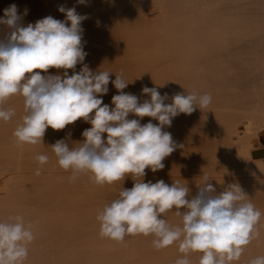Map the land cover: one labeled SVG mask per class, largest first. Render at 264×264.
<instances>
[{"label": "bare ground", "instance_id": "1", "mask_svg": "<svg viewBox=\"0 0 264 264\" xmlns=\"http://www.w3.org/2000/svg\"><path fill=\"white\" fill-rule=\"evenodd\" d=\"M168 1L85 0V3L81 4L78 0H0V18H3L4 16V9L15 4L18 8V14L22 16L21 24L23 26H27L29 23L34 25L36 21L47 16H52L57 20L64 21L66 19L65 14L58 10L63 6L66 9L75 7L78 14L87 17V19L81 22L82 30H88L87 28L92 26L100 27L99 31L101 32H98L99 34L95 33L96 36L93 35L95 36V40L91 41L92 38H90V41L93 42V45L91 46L92 48L85 49L86 51L83 49L87 53L84 60L86 63L83 61L82 64H77L74 70L50 68L46 73L41 70H35L41 72V75H61L63 77V73L67 71L70 76L74 71L79 72L84 64L89 67V65H91L90 63L93 62L91 59L95 58L94 62L98 60L97 58H101L99 60H104L103 58L107 60V58L109 59V57H111L110 55L113 53L115 54H113L112 57L116 55L117 59L123 58L127 60L124 58L126 54L124 51L127 52V45L125 44L126 37L127 39L129 38L126 43L132 45V40L135 38L134 35L136 36L139 34V37L142 35L141 33L143 32L141 31L143 30L145 31V37L148 38L147 42L151 40L150 37H152L153 34L155 35L153 36L155 37L154 40L159 38V42L161 37H163L164 40L168 39V42H162L161 40L160 43H162L160 45V43L158 44L153 41L158 47L157 51H155V48L151 60L148 59L150 57L145 53L148 57H146V60L144 59L146 62L143 61L144 63H142V61H140L143 65L141 64V67L140 65H137V68H135L138 69L139 71L137 70V72L141 74L139 76V73H136L135 76L138 75L141 81L139 80V83L136 79L137 83H135L136 86L134 87L137 88H134V92L133 90L130 91V88L127 90L125 89L126 93L130 92L134 95L137 94L136 96L138 97L139 102L142 103L144 100H150V96L142 94V88L146 85L149 88L155 87L162 96L165 93L168 94V99L165 100L166 104H171L172 96L177 93L183 95L194 93L197 97L205 94L211 96V102L207 107L201 109L197 107L190 115L181 113L173 118L170 127L165 126L163 128L164 131L171 133L173 141L176 143L177 147L162 161L165 165L162 170L153 173L150 169H145L146 175L144 178L135 176L131 177L128 175L125 176L124 180L105 185L94 183L90 180L89 173H80L77 176V179L72 181L69 179L72 176L71 170H64L61 168L58 164V160L49 159L47 163L41 165L34 159V157L36 158L39 155L53 157L55 154L53 153L51 146L57 140H61L62 138L66 140V143H69V147L78 146V143L82 142L84 139V137L81 139L82 137L80 135L83 130L87 129L85 126H89L87 125V122L80 119L71 125H67L62 130H53L49 127L46 129L42 143L35 145H20L13 133L18 125L22 123V118L27 114L25 112L24 98L21 95H15L4 102H0V109H11L15 113L7 122L0 119V222L8 221L11 217L21 216L23 217L25 224L31 225L34 240L28 245V256L23 264H176V260L183 258L185 255L179 251V241L171 246L157 250L153 246L152 241L154 237L151 235H127L122 242L110 238H102L100 236L101 223L97 219L98 214L103 211L105 205L110 204L113 200L118 198L119 192L122 188L131 189L135 183L134 180H143V182L151 181L153 183L158 180H164L169 186L174 182H178L180 185L189 188L190 194L187 198L190 199L192 196L196 195L199 187L203 186L205 183L204 178L207 177L209 180L208 183L214 186L217 194L224 191L229 185H237L246 195L244 202L251 203V199H254L252 193L250 195V190L253 188L252 185H255V182H258V178L260 180V176H264V156L252 158L250 154L261 149L264 151V147H252L253 142L259 140L255 128L256 122L253 120V117L257 113L264 115V109L252 110L249 112V118L245 119L240 116V113H238V108L232 106L231 102H228L230 100L228 97L237 93L247 85H255L260 89H264V35H260L262 33L264 34V32L261 33V30H264V26H262L264 25V22L262 25L261 23H258L263 28L261 29L258 27V30L260 31H257V19L259 20L261 16V19L264 20V18H262L264 12L260 11V9L264 10V8L258 5L260 2L259 0H257L258 2L252 0L255 2L256 6L258 5L257 7L253 5L255 10H252L256 11L258 8L256 12L259 11L253 19L250 16H253L255 12L252 11L249 15L246 14L248 11L245 10L249 9L252 4H254L251 0L245 1L246 3L244 0V3L241 0L235 2V5L240 2V6L248 4L242 6V8L246 7L245 9L243 8L246 13H244V10L239 13L241 7H239V9H237L238 7L236 8L239 11L234 7L237 14L235 13L236 11L234 12V10H232L233 8L231 9L234 5L233 0L230 1L233 3H228L229 0L228 2L225 1L228 5L233 4L229 7L233 11L234 16L237 15L236 17H238V13H243L244 17L245 14L250 17L249 21L247 20V17L244 18L246 20L242 19L244 22L246 21V23L248 21L251 24L249 26L252 28L251 29L247 25L246 29L249 31L247 30L245 32V23H243L242 20L241 22L243 24L239 22L238 18V22H235V19V21L233 20V17H231L232 12L228 9L229 7L227 4V7H224L221 5L223 3H221V6L217 5L216 8L217 10L220 7H223L225 10L227 8L231 15L229 12H224V14L222 10H225L220 9L221 12L220 10L218 11L225 16L222 17V15H219L220 13L218 11L215 13L214 9L210 8L214 11L215 18L212 19L214 20L211 21L212 23H209L210 21L208 20L211 19L207 20L205 15L210 9L205 0H201L200 3L197 1V3L204 5L201 7L203 8L202 10H204V13L207 12L206 14H203L200 10L201 8H197V11L196 7H193L197 12L194 11V9L192 10L190 2L189 4L187 2L191 0ZM193 2L195 1L193 0ZM248 2L251 3L250 7ZM261 2L263 4H261ZM261 2L260 4L264 5V0H261ZM197 3H192V5L197 6ZM148 4L155 5V7L157 6L158 8V10L156 8L158 13L151 16L153 23H151V19L148 20V22L151 23L150 25L157 23L153 25V28L151 27L152 30H149L150 27H147L149 25L147 20H145L147 17H143L144 13L141 15V9L143 10V7L146 5L149 6ZM186 4L191 7L192 15L194 11V17L189 14L190 12L188 11L191 10L186 9L189 8ZM200 5L198 7H200ZM205 5L207 6L206 10L208 8L207 11H205ZM212 10L211 12H213ZM111 11H113L114 17L112 16L113 14ZM195 12L200 17L202 15H204V17L202 16V19H200ZM250 12L251 9L248 13ZM109 13H111V16L113 17L112 19ZM121 13H123V15L127 13V17L122 16ZM162 13L164 15L170 14L171 16H168H170L171 19L165 15L168 20L163 17L164 21H162V17H160ZM217 13L218 17L221 18L220 20L217 18L218 21L216 20ZM228 13V16H230V19L227 16L229 20L226 17ZM186 14H189L187 16H189V20L192 22L190 23L188 20L190 23L189 25L186 20L188 19ZM209 14L210 13H208V15ZM213 15L211 14V17H213ZM124 17L130 20V22L134 20L133 23L135 24V28L138 29L136 31H128L127 28L130 27L131 23L129 22L130 25L127 27L126 24L129 23H127L128 21ZM141 17L144 18L143 23L144 20L146 21L144 24L141 23ZM190 17L193 19L191 20ZM194 18L197 19L194 20ZM241 18L243 17L241 16ZM109 19L111 20L109 21ZM223 19H226V22L225 20L222 21ZM250 19L255 21V24L257 25L251 23L253 21L251 20L250 22ZM227 20L229 22H235V26L236 23H239V25L241 23L240 26H244V34L240 31L243 26L239 29L238 25V28H236L237 26L235 27V30L237 29L241 33L238 32L240 35V37H238L237 30L235 32L232 29L234 27H231L233 24L232 22L230 23L232 29L230 31L232 33L235 32L238 38H236L235 33L231 35L232 33L230 32L231 34L229 35V22L227 23ZM263 20H261V22ZM219 21L221 23H219ZM125 22L126 24H124ZM68 23L70 25V22ZM224 23H227L226 25H228V29L222 27ZM119 24H123V28L120 30L117 27H122V25L118 26ZM138 24H143V26ZM217 24H220L219 26L222 27V29L217 26ZM113 25L117 26L111 27ZM124 25L126 28H124ZM156 25L158 27H156ZM139 26L148 29H141ZM110 28H114L112 31H116L117 28L123 36H126L125 33L127 31L130 34L132 33L133 36L132 38L130 34V37L126 36L123 38L122 36L123 40H121L122 38L119 35L120 39L118 42L122 41V44H120V42H115L114 45H111L113 43H111L109 35L112 32L107 34V32L111 31ZM135 28L133 25L130 29L132 30ZM218 28L219 30H222L223 34L226 32L227 36H224L225 34L222 35V33L220 34L221 31H219ZM254 28L256 31L254 30L253 32H250V30H253ZM7 31L8 29L6 26L0 25V38H2ZM83 31L82 36L84 35ZM118 31H116V33ZM150 31H152V34ZM146 32H148V34L150 33L152 36L148 37ZM255 32H258L259 35L252 34ZM249 33L257 40H253L251 36H249ZM118 34L116 36H118ZM245 34L251 39L247 40ZM144 35L140 36V39H142L143 42H141L142 40L137 41L139 38L136 36L133 45L135 44L139 46L142 43H146L144 42L146 41ZM221 36L222 38H220ZM228 36L231 39H229ZM240 38L241 40L239 41ZM130 39L131 42H129ZM85 42H83L82 45L85 44ZM138 42L139 44H136ZM153 42L151 41L150 47H152ZM164 42H167V46H164ZM108 43L110 44L108 45ZM148 44L150 45V42H148ZM166 47L168 50L165 49ZM122 49L124 51H122ZM109 51L113 52L110 53ZM116 51H119L122 55H119L118 53V57ZM135 52L136 51H134V53ZM106 53H110V55H107ZM105 54L107 57H105ZM127 54H129V51ZM134 55L137 56L136 53ZM126 57H128V55ZM113 58L115 59V57ZM148 60L150 62H148ZM130 63H128V65ZM99 65L98 68H89L94 73L99 70H108V65H104V68H101V65L99 67ZM118 65L121 64L118 63ZM138 67H140V69L144 67L145 69L143 71ZM127 69L124 70L127 71ZM110 72L114 71L110 70ZM124 73L127 75L125 71ZM132 74H134V72ZM111 75L112 73L110 76ZM108 85L110 88L114 86V84L111 83ZM133 85L130 87H133ZM117 93L119 94L118 90L113 94L117 95ZM113 94L109 97L107 96L106 99L104 98L103 104L114 107V105H112ZM103 97L99 98L103 99ZM91 115H94V113L90 114V116ZM128 119H139L141 125L148 122H152L153 124L159 123L153 118H139L133 114H130ZM82 127L85 129L82 130ZM78 128L79 130H82V132H80L81 134H78ZM261 129L264 130V124L261 126ZM76 133L80 137L76 136ZM72 134L76 137H71L73 136ZM77 137L80 138V140ZM103 138H107L106 133ZM68 139L72 141L68 142ZM27 156L28 159L30 156L31 158L27 160ZM55 157L56 156H54V158ZM38 169L40 173L39 175L36 174ZM165 171H168V173L165 174ZM180 211H184V209H180ZM164 218L173 227L178 226L181 223V218L175 214V209L169 210L164 214ZM256 227V230H258V226ZM261 229L263 230L264 228L261 227ZM261 233L264 234V231ZM263 234L261 236H255L256 238L254 237V240L252 239L244 248L240 259L231 262V264H249L248 259H251V256L256 255V247L259 246L258 240L264 237ZM256 243L257 246H255ZM254 246L255 248L253 250ZM259 250H261L260 247ZM259 253L260 252H258V254ZM195 255H197V257H194ZM201 255V253L193 252L190 253L187 258L189 259L190 264H199Z\"/></svg>", "mask_w": 264, "mask_h": 264}, {"label": "clouds", "instance_id": "2", "mask_svg": "<svg viewBox=\"0 0 264 264\" xmlns=\"http://www.w3.org/2000/svg\"><path fill=\"white\" fill-rule=\"evenodd\" d=\"M78 2L83 4L85 0ZM58 10L65 14L64 21L47 16L34 25L23 26L15 4L4 9L0 18V25L8 29L0 38V102L21 95L27 113L13 133L18 144L42 143L49 127L62 130L83 119L91 127L82 132L84 139L78 146L69 147L64 139L51 146L60 167L71 170L70 180L89 173L90 180L105 185L128 175L144 178L145 169L153 173L162 170V161L177 147L171 133L163 128L170 127L173 118L181 113L190 115L197 107H207L211 96L177 93L172 103L166 104L167 93L162 96L155 87L144 86L142 94L150 96V100L141 103L136 95L122 91L129 83L122 74H116L112 83L119 94L112 97L114 107H110L99 97L108 93L112 72L94 73L84 64L70 76L67 71L63 77L41 75L35 70H74L87 55L81 28L87 17L78 14L75 7L61 6ZM14 114L11 109H0V119L5 122ZM130 114L159 123L141 125L139 119H128ZM36 159L41 165L48 161L46 155ZM36 174H40L39 169ZM204 179L203 186L190 199L189 188L178 182L169 186L164 180H134L131 189L122 188L118 198L98 214L100 236L122 242L127 235H151L157 250L179 241V251L185 255L176 264H190L187 256L193 252L202 254L199 264H231L239 260L244 248L259 234L256 225L261 212L252 203L244 202L246 195L239 186L229 185L217 194L208 178ZM173 209L181 218L175 227L164 218ZM33 240L31 225L25 224L23 217L0 222V264H23ZM249 264H264V256Z\"/></svg>", "mask_w": 264, "mask_h": 264}, {"label": "rangeland", "instance_id": "3", "mask_svg": "<svg viewBox=\"0 0 264 264\" xmlns=\"http://www.w3.org/2000/svg\"><path fill=\"white\" fill-rule=\"evenodd\" d=\"M152 1H153V0H152ZM155 1H156V0H155ZM159 1H161V0H159ZM162 1H163V0H162ZM164 1H168V0H164ZM169 1H171V0H169ZM169 1H168V2H169ZM186 1H187V0H186ZM191 1H192V3L196 4L197 1L200 3L201 0H194L196 3L193 2V0H191ZM191 1H187V2H188V4H189V2H190V6L192 7V10L194 9V11H196L197 8H198V9L201 8L200 10L203 12V14H206V13H207V12L204 13V10H202V9H203L202 7H203L204 5H202V4L200 5L199 3H197V6H195V5H192ZM205 1H206V3H207L208 8H209V9H210V8L214 9L215 13H216L218 10H220V9H221V10L224 9L223 7H220V8L218 7L219 9L217 10V8H216L217 5H219V6L222 5V6H224V7H227L226 4H227V2H228V0H205ZM225 1H227V2H225ZM230 1H232V0H229L228 3H233V2H234V5H235V2H238V0H236V1L233 0V2H230ZM241 1L243 2V0H241ZM245 1H249V0H244V2H245ZM251 1H252V0H251ZM251 1H250V2H251ZM254 1H255V0H254ZM259 1L261 2V0H259ZM242 2H241V3H242ZM244 2H243V3H244ZM252 2H253V1H252ZM256 2H258V1L256 0ZM260 2H259L258 5H260V6H262V7L264 8V5H261V4H263V3H262L263 1L261 2V4H260ZM221 3H223V4L225 3V4L223 5V4H221ZM245 3H246V2H245ZM248 3H249V2H248ZM253 3H254V4H252V6L255 5V2H253ZM188 4H186V5L188 6ZM220 4H221V5H220ZM250 4H251V3H249V7H250ZM256 4H257V3H256ZM148 5H149V4H148ZM199 5H200V7H198ZM227 5H228V4H227ZM232 5H233V4H232ZM232 5H228V7H229V6L231 7ZM234 5H233V7H231V9L233 8L232 10H234V7H235V9H236L237 7H238L237 9H239V7H241V10H240V12H239V13H241V11H243V10L246 8V7H243V8H244V9H243L242 6H244V5H248V4H243L242 6H240V2H239V4L237 3L235 6H234ZM258 5H257V6H258ZM146 6H147V5H146ZM146 6L143 7V10L141 9V15H142V13H144V14H143V17H144V16L147 17V19L144 17L145 20H147V22H148V20L151 19L150 21H151V23H153V22H152V18H151V16H152V15H156V13H158V12L156 11L157 6H156V7H155V5H149V6H147V7H146ZM190 6H188L189 8H186V9H190V10H191V7H190ZM201 6H202V7H201ZM207 6L205 5V7H204V8H205V11L208 10V8H207V10H206V7H207ZM252 6H251L249 9H245V10L248 11V12H249V10L251 9V12H250V13H248V12L246 13V11L244 10V11H245L244 13L249 14V15L252 13V11L255 12L253 16H252V15L250 16L251 18H253V17H254L256 14H258V12H259V11L256 12V11L258 10V8L256 9V11H254V10H255L254 8L257 7L256 5H255V7H254V6L252 7ZM260 6H259V7H260ZM193 7H196V10H195V8H193ZM214 7H215L216 9H215ZM230 7H229L228 9H230ZM247 8H248V7H247ZM212 9L209 10L210 12L208 11V13H210L209 15H208V13L205 15V17H207V20H208V19H211V20H208V21H210L209 23H212L211 21H214V20H212V19L215 18V17H214V16H215V13H214V11H213ZM228 9L226 8V10L224 9L225 11L222 10V12H223V13H224V12L227 13V12H229ZM231 9H230V12H232V15H231L230 12H229V13H230L231 17H233V20H234V19L236 20V21L234 20L235 22H238V21L241 22V20L244 19V18H246V17L248 18L247 20L249 21V18H250V17H249L248 15L246 16V14H245V17H244V14H243V13H242V14H239V13H238L239 16L236 17L237 15L234 16V13H233V11H232ZM237 9H236V10H237ZM252 9H254V10H252ZM259 9H260V8H259ZM157 10H158V8H157ZM192 10H191V11H188V12H190V13H189L190 15H192V13H191ZM211 10H212L213 12H211ZM221 10H220V12H221ZM236 10H234V12H235ZM194 11H193V15H192V17H194ZM197 11H198V10H197ZM197 11H196V12H197ZM201 11H200V12H201ZM237 11H239V10H237ZM237 11L235 12L236 14H237ZM260 11H263V12H264V10H261V9H260ZM196 12H195V14H197ZM200 12H198V13H200ZM218 12H219V11H218ZM220 12H219V13H220ZM111 13L113 14V11H111ZM111 13H109V14H110V17H111V19H112V18L114 17V14L112 15V16H113V17H112V16H111ZM114 13H115V11H114ZM186 13H187V10H186ZM213 13H214V15H213ZM223 13H220L219 15H222V17H223V16H224ZM229 13L226 15V17L229 15ZM260 13H261V12H260ZM260 13H259V14H260ZM121 14H122V16H126V17H127V15H126L127 13H125L124 15H123V13H121ZM189 14H186V17H188V19H186L187 22H188V20H189V16H187V15H189ZM211 14L213 15V17H211ZM224 14H225V13H224ZM162 15H164V14L162 13L160 17H162V21H164V18L166 19V17H165L166 14H165L164 16H162ZM168 15H170V14H168ZM168 15H166V16H167L168 18L171 19V17H170L171 15H170V16H168ZM197 15H198V14H197ZM197 15H196V16H197ZM200 15H201V14H200ZM207 15H208V16H207ZM240 15H241L243 18H241ZM260 15H261V14H260ZM196 16H195V17H196ZM198 16H199V15H198ZM198 16H197V17H198ZM202 16L204 17V15H202ZM202 16H201V17L199 16L200 19H202ZM262 16H263L262 18H264V14H262ZM110 17H108V18H110ZM143 17H141V18H142V19H141V20H142L141 23H143V19H144ZM158 17H159V15H158ZM163 17H164V18H163ZM224 17H225V16H224ZM228 17H229V19H230V16H228ZM228 17H227V19H228ZM234 17H235V18H234ZM257 17L259 18L258 15H257ZM124 18H125V17H124ZM217 18H218L219 20L221 19L220 17H218V13H217L216 20H217ZM237 18H238V21H237ZM240 18H241V19H240ZM111 19H109V21H110ZM125 19H127V18H125ZM160 19H161V18H160ZM190 19H191V17H190ZM192 19H193V18H192ZM192 19H191V20H192ZM195 19H197V18H194V20H195ZM203 19H204V18H203ZM229 19H228V20H229ZM231 19H232V18H231ZM253 19H254V18H253ZM255 19H256V18H255ZM260 19H261V16H260ZM260 19H259V20L257 19V24H258V23H261V25H262L263 22H264V20L261 19V20H263V21L261 22ZM145 20H144V23L146 22ZM166 20H168V19H166ZM166 20H165V22H166ZM207 20H206V21H207ZM224 20H225V22H226V19H223L222 21H224ZM228 20H227V23L229 22ZM244 20H246V19H244ZM244 20H242V21H243V23H245V25H244L245 28H244L243 25H242L243 27L240 26L242 22L240 23V25H239V23H238V24L236 23V26H237V27H236V26H235V22H233V21H230V22H229V24H228V25H229V29L227 28V27H228V25H226L227 23H226V24L224 23L223 26H222V24H221V26L224 27V29L227 28V29L229 30V32H228V31H227V32H228V34L230 35V34L232 33L230 30L233 29V31L236 32L237 29L235 30V27L238 28V25H239V29L242 27V30L240 29V31H242V33H243V31H244V29H246V26H247V25H248V27L251 28V26H249V25H251V24H250L248 21H247V23H246V21L244 22ZM251 20H252V19H250V22H251ZM127 21H128V22H127ZM127 21H126L127 23L130 22V20H128V19H127ZM131 21H132V20H131ZM133 21H134V20H133ZM133 21L130 22L131 25H130V23H129V24H126V22L124 23V24L127 25V27L130 25V27L127 28L128 31H134V30L136 31V30L138 29V28H137V29L135 28V24L133 23ZM204 21H205V20H204ZM217 21H218V20H217ZM252 21H253V20H252ZM259 21H260V22H259ZM189 22L192 23L190 20H189ZM189 22H188V25L190 24ZM232 22H233L234 25L232 24L231 27H234V28L231 29V27H230L231 24H230V23H232ZM132 23H133V24H132ZM137 23H138V22H137ZM144 23H143V24H144ZM151 23L148 22L149 25H148V24H147L148 26L145 25V26H147V27H150L149 30L151 29V27L153 28V25H154V24H157V23H154L153 25H150ZM161 23H162V22H161ZM203 23H205V22H203ZM216 23H217V22H216ZM216 23H215V25H216ZM219 23H221V22L219 21ZM243 23H242V24H243ZM248 23H249V24H248ZM251 23H254V24H255V21H253V22H251ZM143 24H142V25H141V24H138V25L143 26ZM254 24H252V25H254ZM257 24H255V25H257ZM120 25H122V27H117L119 30H120L121 28H123V24H119L118 26H120ZM133 25H134V28H135V29H132V30H131L130 28H131V26H133ZM161 25H162V24H161ZM219 25H220V24H217V26H219ZM255 25H254V26H255ZM258 25H259V24H258ZM258 25H257V31L259 32L260 30H258V27H260V28L262 29V28H263L262 26H264V25H262V26H260V25L258 26ZM114 26H117V25H113V26H111V27H114ZM140 26H139V28H141V29L146 28V27L142 28V27H140ZM159 26H160V25H159ZM196 26H197V25H196ZM137 27H138V26H137ZM154 27H155V26H154ZM156 27H158V26L156 25ZM186 27H187V26H186ZM219 27H220V26H219ZM222 27H220V28L222 29ZM252 27H253V26H252ZM91 28H92V29H91ZM99 28H100V27H99ZM99 28H98V27H94V26H92V27L87 28L88 30L83 29V30H84V31H83V32H84V35H83L84 37L82 36V38H84V39H82V43L85 42V41H87V42H85V44H83V45H85V46L82 45L84 50H85V49L87 50L88 48H92L91 46L93 45V42H91V41H92V40H93V41L95 40V38H94V37L96 36L95 33L99 34L98 32H101V31H99V30H100ZM117 28H116V31H118ZM124 28H126L125 25H124ZM132 28H133V27H132ZM243 28H244V29H243ZM250 28H249V29H250ZM110 29H111V28H110ZM110 29H109V31H110ZM113 29H114V28H113ZM113 29H111L110 32H107V34H109V33H111V32H112L111 34H113V35L110 34L111 36L109 35V38L111 39V43H113V44H111V45H114L115 42H118V40L120 39L119 35L121 36V38H122V36H123V35L120 34L119 31L116 33V31L114 30L115 33H116V34H115L114 31H112ZM129 29H130V30H129ZM146 29H148V28H146ZM154 29H155V28H154ZM154 29H153V30H154ZM227 29H226V30H227ZM251 29H252V28H251ZM263 29H264V28H263ZM123 30H124V29H123ZM125 30H126V29H125ZM151 30H152V29H151ZM218 30H219V28H218ZM247 30H248V29H246L245 32H246ZM254 30L256 31V29L254 28L253 30H250V32H253ZM88 31H89V32H88ZM128 31H127V32H128ZM147 31H148V30H147ZM219 31H221L220 34L222 33V35L225 34L224 36H227L226 32H224V34H223L222 30H219ZM248 31H249V30H248ZM92 32H94V33H92ZM124 32H126V31H124ZM124 32H123V33H124ZM127 32L125 33V35H126V36H129L130 33L128 32V35H127ZM141 32H143V33H141L142 35L145 34V33H144L145 31L142 30ZM148 32H149V31H148ZM148 32H146L147 36H148V37H149V36H152V35H151V34H152V31H150V32H151V34L149 33L150 35L148 34ZM230 32H231V33H230ZM235 32H233V33H235ZM238 32H239V30H237V34H238ZM258 32H255V33H252V34H256V35H257ZM262 32H264V30H263V31L261 30V33H262ZM86 33H87V37H86ZM118 33H119V34H118ZM121 33H122V30H121ZM133 33H134V32H133ZM138 33H139V30H138ZM153 33H154V32H153ZM233 33H232L231 35H233ZM239 33H240V32H239ZM117 34H118V36H116ZM131 34H132V33H131ZM131 34H130V36H131V38H132L133 34H132V35H131ZM134 34H135V33H134ZM136 34H137V33H136ZM181 34H182V33H181ZM218 34H219V33H218ZM235 34H236V33H235ZM237 34H236V38L240 37L239 34H238L239 36L237 37ZM240 34H241V33H240ZM243 34H244V33H243ZM246 34H248V33H246ZM246 34H245V37H246L247 40H248V39H251V38H252L253 40L255 39V37L253 38V37H252L253 35L251 36L250 33H249V36H251V38H250L249 36H247ZM90 35H91V36H90ZM93 35H95V36H93ZM138 35H139V34H138ZM138 35H136V36L138 37ZM142 35H140V36H142ZM256 35H254V36H256ZM258 35H259V34H258ZM260 35L263 36L264 34L262 33V34H260ZM112 36H113V38H112ZM126 36H123V38L126 37ZM130 36H129V37H130ZM136 36L134 35V37H135L134 39H136ZM140 36L138 37L139 40H137V41H141V40H142V39H140ZM153 36H155V35L153 34ZM153 36L150 37L151 40L148 41V42H150V45H149L148 42H147L148 38L145 37V35H144V37L146 38V41H144V42H146L147 44H146V43H144V44L142 43V44L139 45V46H138V45H135V44L133 45V43H134V39L132 40V42H133L132 45H130V43L127 44L126 41L129 40V38L127 39V37H126V40H125V39H124V40H125V44L127 45V47H126L125 45H124V46L127 48V49H126L127 52H125L123 49H122V51H124V53H126V54H127L128 51H129V54H127L128 57H126V56H127L126 54H125V56H124V58H126L127 60H125V59H123V58H121V59L118 58V59H117V58H116V55L113 56V57H115V59H114V58L112 57V55L115 54V53H113L112 55H110V53H112L113 51H109L110 53H108V54L106 53L107 55H110V56H111V57H109V59L107 58V60H106L105 58H103L104 60H99V59H101V58H97L98 60H96L95 62H94V59H95V58H94V59H91V60H93V62L90 63L91 65H89V67H97V68H98V65L100 64V65H101V68H104V65H105V66L108 65V67H107L108 70H106V71H109V72H110V70H111V71H114V72H116L117 70L120 71V72L117 71L116 73L112 72V75L110 76V77H111V78H110V83L113 84V83H112V80H113V79H114V80L116 79V78H115V77H116V74H122V75L124 74V75H123V78L126 80V82L129 83V84H128L129 86H127V88H125V89L127 90L128 88H130V91L133 90V92H134V88H137V87H134V86H136L135 83H137V82H136V79L138 80V82H139V80L141 81V79L139 78V76H140L141 74H140L139 72H137L138 69H135V68H137V65H140V67H141V64L144 63V62H146V61H144V59L146 60L147 55L150 57V58H148V57H147V58L151 60V58H152V57H151L152 54H153L155 51H157V48H158L157 45L155 44V42H157L158 44L160 43L161 40H162V42H163V41H167V42H168V39L166 38L167 40H164L163 37H161V39H160L159 42H158V39H159V38H158L157 40H154L155 37H153ZM224 36H223V38H224ZM241 37H244V36H241ZM260 37H261V36H260ZM90 38H92L91 41H90ZM123 38H122L121 40H123ZM150 38H149V39H150ZM162 38H163V39H162ZM220 38H222V36H221ZM228 38L231 39L229 36H228ZM236 38H235V40H236ZM258 38H259V36H258ZM152 39H153V40H152ZM232 39H233V38H232ZM259 39H260V38H259ZM259 39H258V40H259ZM114 40H115V41H114ZM144 40H145V39H144ZM233 40H234V39H233ZM240 40H241V38L239 39V41H240ZM244 40H245V38H244ZM255 40H257V39H255ZM113 41H114V42H113ZM151 41H152V42L155 41V42L152 43V44H153L152 47H150V46H151ZM119 42H120V44H122V43H121L122 41H119ZM119 42H118V43H119ZM129 42H131V39H130ZM135 42H136V40H135ZM141 42H143V40H142ZM162 42H161V43H162ZM167 42H164V44H165L164 46H167V45H166ZM161 43H160V45H161ZM109 44H110V43H108V45H109ZM116 44H117V43H116ZM136 44H139V42L136 43ZM111 45H110V46H111ZM128 45L131 46V47H129ZM102 46H103V45H102ZM154 46H156V47H154ZM162 46H163V44H162ZM118 47H119V46H118ZM118 47H117V48H118ZM147 47H148V48H147ZM120 48H121V47H120ZM132 48H133V49H132ZM152 48H153V49H152ZM155 48H156V50L154 51ZM161 48H162V47H161ZM168 48H169V46H168ZM168 48L166 47L165 49L168 50ZM135 49H136V50H135ZM138 49H139V50H138ZM163 49H164V47H163ZM86 50H85V51H86ZM118 50H119V49H118ZM133 50L136 51L135 53H136L137 56L134 55L135 53H134ZM119 51H120V50H119ZM119 51H116L118 57H119V55L121 54V53H119ZM122 51H121V52H122ZM132 51H133L134 54L132 53ZM151 52H152V53H151ZM118 53H119V55H118ZM145 53H146L147 55H146ZM106 54H105V55H106ZM138 54H139V55H138ZM107 55H106L105 57H107ZM121 55H122V54H121ZM133 55H134V56H133ZM144 55H145V56H144ZM153 56H154V55H153ZM141 57H142V58H141ZM140 58L143 59V60H141ZM131 59H132V60H131ZM116 60H117V61L120 60V61H122V62H120V61L117 62ZM123 60H124V61H123ZM128 60H130V61H128ZM138 60H139V61H138ZM89 61H90V60H89ZM104 61H105V62H104ZM110 61H111V62H110ZM115 61H116V62H115ZM132 61H133V62H132ZM140 61H142V63H141ZM143 61H144V62H143ZM84 62L86 63V61H84ZM101 62H102L103 64H102ZM124 62H125V63H124ZM130 62H131V63H130ZM148 62H150V61L148 60ZM148 62H147V64H148ZM87 63H89V62H87ZM93 63H94V65H93ZM105 63H106V64H105ZM118 63L121 64V65H118ZM128 63H130V64H129V65H130V68H129ZM133 63H134L135 65H134ZM139 63H140V64H139ZM113 64H114V67H115V68L113 67ZM124 64H125V65H124ZM132 64H133V65H132ZM100 65H99V67H100ZM142 65H143V64H142ZM145 65H146V63H145ZM111 67H112V68H111ZM116 67H117V68H116ZM131 67H132V68H131ZM140 67H138V68L140 69ZM107 68H106V69H107ZM110 68H111V69H110ZM119 68H120L121 70H120ZM127 68H128V69H127ZM122 69H123V72H122ZM124 69H127V71L124 70ZM144 69H145V68L143 67V68L140 69V70H143V71H144ZM124 71L126 72L127 75H125ZM138 71H139V70H138ZM133 72H134V74H132ZM141 72H142V71H141ZM136 73H139V74H138L139 76H138V75L135 76ZM110 74H111V73H110ZM113 74H114V75H113ZM130 74H131V75H130ZM148 75H149V74H148ZM148 75H147V76H148ZM114 76H115V77H114ZM125 76H126V77H125ZM149 76H150V75H149ZM132 77H133V78H132ZM114 80H113V81H114ZM110 83H109V84H110ZM139 83H140V82H139ZM131 84H132V85L134 84L133 87H130V86H132ZM146 86H147V85H146ZM132 88H133V89H132ZM108 89H109L108 94H105V95H102V96H101V97L104 96L102 100H104V98L106 99L107 96L109 97L111 94H113V93H115V92L117 91V89H116L114 86L110 88L109 85H108ZM125 89H124V91H125V93H126V90H125ZM112 91H113V92H112ZM114 91H115V92H114ZM122 91H123V90H122ZM124 91H123V92H124ZM128 92H129V90H128ZM133 92H132V93H133ZM129 93H130V92H129ZM117 94H118V93H117ZM113 95H114V94H113ZM113 95H112V96H113ZM136 95H137V94H136ZM228 99H230L228 102H231L232 106L238 108V113H240V116L244 117L245 119H248V118H249V112H251L252 110L264 109V89H260L259 87L255 86V85H247V86L243 87L240 91H238L237 93L232 94L230 97H228ZM253 120L256 122V126H255V128H256L257 135L259 136V140H258L257 142L254 141L252 147H253V148H258V147H260V146H263V147H264V130L261 129V126L264 124V115H260V113H257V114H255V116L253 117ZM87 125H89V126H85V125H84V126H85V128L89 129V127H91V126H90L91 124L88 123ZM85 128L82 127V130L85 129ZM80 130H81V129H80ZM80 130H79V128H78V130H77L78 134H81L80 132H82V130H81V131H80ZM85 130H86V129H85ZM83 131H84V130H83ZM78 134L76 133V136H78V137L81 136V137H82L81 139H83L82 134H81L80 136H79ZM72 135H73V136H71V137H76L74 134H72ZM78 137H77V138H78ZM77 138H76V139H77ZM56 139H57V138H56ZM62 139H64V138H62ZM78 139L80 140V138H78ZM78 139H77V140H78ZM64 140H65V139H64ZM65 141H66V140H65ZM69 141H72V140H69V139H68V142H69ZM261 150H262V149H261ZM257 151H258V150H257ZM54 156H55V155H53V157L48 156V157H49L48 160H49V159H51V160H55V159H56V160H57V157L54 158ZM250 156L252 157L251 154H250ZM30 158H31V156H30ZM30 158H29V159H30ZM252 158H253V157H252ZM29 159H28V156H27V160H29ZM32 159H33V157H32ZM32 159H31V160H32ZM34 159H35V161L38 162V160H37L35 157H34ZM254 166H255V165H254ZM166 169H167V168H166ZM255 169H256V167H255ZM168 171H169V170H168ZM168 171H167V172L165 171V174L168 173ZM162 173H163V172H162ZM163 174H164V173H163ZM257 181H258V182H257V183L255 182V185H254V184L252 185L253 188H251V190H250V195H251V193H252L253 198H254V199H258V200L251 199V203H252V204L254 203L253 205L256 207V209H257V210L259 209V211L261 212L260 220H259V222L257 223L256 226H258V230H260V231L262 232V231H264V229H263V230L261 229V227L264 228V176H262V177L260 176V180H259V178H258ZM252 190H253V192H252ZM256 191H257V192H256ZM251 198H252V196H251ZM253 201H254V202H253ZM255 203H256V204H255ZM257 207H258V208H257ZM260 209H261V210H260ZM261 218H262V219H261ZM260 224H261V226H260ZM262 224H263V225H262ZM256 229H257V227H256ZM258 230H257V231H258ZM260 231H258V233H259L258 235H260V233H261ZM262 234H263V233H261V235H262ZM258 235H257V236H258ZM261 235H260V236H261ZM260 236H259V237H260ZM263 236H264V234H263ZM259 237H258V238H259ZM255 238H256V237H255ZM253 240H254V239H253ZM256 240H257V239H256ZM256 240H255V242H256ZM258 241H259V243H258V242H257V243L259 244V246H257V243L255 244V246H257V247H256L257 251H255L256 255H253L254 258H256V257H258V256H260V255H261V256H264V249H263V248H264V246H263V245H264V244H263V243H264V237H263V238H260ZM261 241H262V242H261ZM255 242H254V243H255ZM261 245H262L263 248L261 247ZM255 246L253 247V250H254ZM259 247H260L261 250H259ZM256 249H255V250H256ZM262 249H263V250H262ZM258 250H259V251H258ZM262 251H263V254H262ZM258 252H260V253L258 254ZM252 253H253V252H252ZM253 256H251V257L253 258ZM194 257H197V255H195ZM194 257H193V258H194ZM252 258H251V259H252ZM254 258H253V259H254ZM251 259L249 258L248 260L250 261ZM244 261H245V260H244ZM249 261H248V263H249ZM240 263H241V262H240ZM245 263H246V262H245ZM241 264H243V263H241ZM246 264H247V263H246Z\"/></svg>", "mask_w": 264, "mask_h": 264}, {"label": "water", "instance_id": "4", "mask_svg": "<svg viewBox=\"0 0 264 264\" xmlns=\"http://www.w3.org/2000/svg\"><path fill=\"white\" fill-rule=\"evenodd\" d=\"M251 155H252L253 158H256L258 156H262L263 157L264 156V151L263 150L254 151V152L251 153Z\"/></svg>", "mask_w": 264, "mask_h": 264}]
</instances>
